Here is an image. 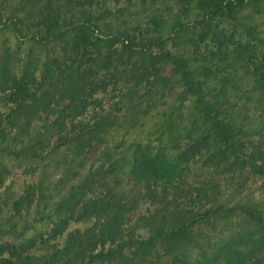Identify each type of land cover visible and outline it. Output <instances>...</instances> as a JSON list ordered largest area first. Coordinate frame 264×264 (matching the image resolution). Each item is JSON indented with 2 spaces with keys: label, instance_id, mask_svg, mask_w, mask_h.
I'll list each match as a JSON object with an SVG mask.
<instances>
[{
  "label": "trees",
  "instance_id": "obj_1",
  "mask_svg": "<svg viewBox=\"0 0 264 264\" xmlns=\"http://www.w3.org/2000/svg\"><path fill=\"white\" fill-rule=\"evenodd\" d=\"M97 1L85 6L78 0H19L15 7V11L36 15L41 30V36L34 38L37 48L49 50L60 44L63 50L44 65L39 80L35 76L39 61L34 63L32 52L18 61L19 78L11 64L0 70V105L13 107L8 119L0 114V151H8L1 143L11 140L22 144L9 152L16 158L39 162L61 155L65 172L54 188L40 183L39 218L23 227L17 219L0 221V264H150L147 257L156 247L174 257L175 264H264V202L251 192L239 195V191L222 199L213 184L199 188L183 181L187 164L199 159L216 177L233 182L248 169L264 186V149L244 153L242 136L248 131L234 119L224 118L218 100L209 99L207 82L199 77L191 59L167 49L166 21L153 18L145 35L142 27L131 32L112 25L104 33L103 23L107 26L114 21L116 13L108 7L98 9ZM182 1L193 18L187 27L178 22L174 29L196 47L207 40L223 46L227 39L218 29L220 23L235 20L251 8L258 13L264 10V0ZM177 10L180 17L182 8ZM21 22L16 21L18 33ZM1 23L0 19V30ZM228 54L224 53L223 63L232 71L224 80L239 93L242 90V98L264 115V70L254 63L256 53L234 58ZM167 65L172 66L169 71ZM151 70L157 74L149 81ZM238 71H243L240 83L232 78ZM251 78V83L243 82ZM20 79L35 88L26 87ZM241 83L247 86H239ZM142 86L151 87V95L172 98L171 106L156 114L155 137L147 141L125 136L107 139L119 126L117 118H89L88 99L119 88L120 101L134 127L144 110L138 95ZM189 102L193 104L191 117L182 110ZM258 127L264 130V124ZM185 138L189 143L182 147ZM88 160L92 163L81 174V166ZM77 177L80 180L73 182ZM128 178L135 187L126 186ZM97 187L107 191L96 195ZM136 187H140L138 191ZM22 204H15L16 213H21ZM147 204L154 210L135 227H124L118 220ZM238 217L242 231H230L215 249L212 241H200L203 234L193 230L198 225L216 228L218 224L228 229ZM89 218L99 220L97 234L71 232L66 245L55 253H35L46 230L38 226L41 223L53 226L51 240L56 241L68 231L69 220L80 223ZM137 229H148L150 237L135 238ZM108 243L116 246L106 250ZM97 247L102 251L95 253ZM133 248L134 256L128 259L125 252Z\"/></svg>",
  "mask_w": 264,
  "mask_h": 264
},
{
  "label": "rangeland",
  "instance_id": "obj_2",
  "mask_svg": "<svg viewBox=\"0 0 264 264\" xmlns=\"http://www.w3.org/2000/svg\"><path fill=\"white\" fill-rule=\"evenodd\" d=\"M94 0H78L79 3L89 6ZM99 0L95 3L98 9L108 7L111 11L116 13L114 21H108L103 23L102 29L104 33H108L109 27L112 25L118 29H126L134 32L140 27L144 35L149 27H152L151 20L153 18L162 19L166 21V27L164 28V38L166 39L167 49L178 55H182L187 59H191L193 62V68L197 70L199 77L207 84L205 89L209 91V99L214 101L218 100L219 106L224 112V118L234 119V121L248 131L246 135L242 136L243 142L246 144L244 153L251 154L258 149H264V130H259V124H264V115L261 109L242 98L239 91L232 89L231 85L227 84L225 77L232 71L227 67L224 62V53H229L231 58L236 55L240 56L245 53L244 56L256 53L254 63L264 70V10L258 13L255 9H248L241 13L235 20H226L219 24L218 29L226 35L224 45L218 43V41L207 40L203 43L198 42V47L194 46L185 35L180 37L179 32L175 31L174 26L176 23H184L185 27L189 24L193 18L188 13V8L182 0H157L156 4H153V0ZM19 0H0V19L2 21L0 30V70L8 65H12V69L15 70V76L20 77L18 61L27 59L29 53L32 52L34 57V63L39 61L35 70L36 78H40L41 71H44V65L50 64L58 57L63 50V46L60 44L53 45L49 50H41L35 45V37L41 36V30L38 27L36 15L29 12L15 11ZM94 3V2H93ZM182 8V15L178 17V10ZM21 19V28L18 33V27L16 21ZM139 35V34H137ZM142 34L139 36L141 37ZM119 48V47H118ZM195 51L199 54L195 55ZM158 53L157 50L154 51ZM200 55V56H199ZM201 57V61H195L196 57ZM14 65V66H13ZM171 65L166 66V71L171 69ZM157 74L156 70H151L149 81L155 78ZM243 71H238L236 74L233 72L232 78L239 83L243 79ZM21 83L26 87L32 89L36 85H32L30 81L21 80ZM254 81L244 79V83L249 84ZM246 87L241 83V85ZM119 88H110L109 90H103L97 95L88 99V117L97 119L99 117H116L118 125L107 136V139H120L125 136L129 139H139L147 141L149 138H154V123L156 121V114L158 111L167 110L172 104V98H162L157 93L150 94L151 87L142 86L139 89L138 95L142 96L140 102L142 104V112L138 115V126H132L130 122V113L127 112L126 107L120 101ZM147 93V95H146ZM154 103V106H153ZM179 105V102H175ZM150 109V110H149ZM193 104L187 103V106L182 108L187 117L192 115ZM13 107L0 105V114L5 117L12 115ZM192 120H189V124H192ZM39 125V128L44 131L43 127ZM132 140H129L130 143ZM16 141L7 140L2 142V148H8V151H0V221L6 222L9 219H17L19 226L23 227L28 223L34 221L37 216V201L38 192L40 190V183H47V185L54 188L55 183L59 182L62 178L65 169L62 168L64 164L63 156L50 155L49 158L39 162H30L22 158H16L9 152L14 148L19 149L22 144H17ZM189 143L188 139H184L180 145L185 147ZM17 146V147H16ZM47 156V155H46ZM92 161L88 160L83 166H81V174H85L86 170L91 165ZM75 179V178H74ZM80 177H77L73 182H78ZM126 186H134V181L131 179H125ZM188 185H192L199 188H209L212 184L217 187L222 199L229 195H233L239 191V195H246L252 193L251 196L264 202V186L263 180L251 173L249 170H244L241 176H238L233 182L222 177H216L210 171L203 168L200 160L191 161L187 164V171L184 180ZM178 182V181H176ZM175 182V183H176ZM45 183V184H46ZM126 188V190L128 189ZM140 187H136L138 191ZM59 191V188H58ZM96 195H102L107 189H100L97 187ZM58 193V192H57ZM31 199V202L29 201ZM58 199V196L56 200ZM55 200V201H56ZM23 202L21 206V213H16L15 204ZM154 210L151 205H141L137 210L124 213L118 219L124 227H135L137 221L149 214ZM241 218H235L228 229L224 228L223 224H218L216 228L210 225H198L193 228L195 232L202 233L203 236L199 237L202 242L212 241L214 249L218 245H222V238L228 236L230 231L236 232L242 231L240 227ZM41 229L46 227L43 234V244L37 247L35 253L39 255H51L58 249L63 248L68 241V234L72 232H81V234H87L93 231L98 233L100 228V222L97 218H89L83 222H75L74 219L69 220V229L64 234L63 238L56 241L51 240L52 225H46L41 223L38 225ZM223 230V232H222ZM29 234H32L30 232ZM135 238L148 239L150 237V231L148 229H137L134 231ZM115 244L108 243V248H114ZM213 249V250H214ZM211 250V251H213ZM102 251V248L97 247L96 252ZM136 249H129L125 252V257L131 259L134 256ZM150 264H175L174 257L167 255L160 247L150 250L147 257ZM100 264V263H97ZM105 264H119V263H105Z\"/></svg>",
  "mask_w": 264,
  "mask_h": 264
}]
</instances>
